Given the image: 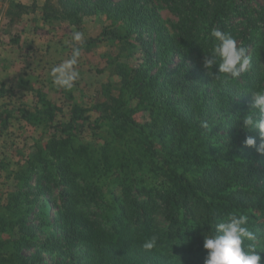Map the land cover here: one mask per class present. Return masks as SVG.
<instances>
[{"label": "trees", "instance_id": "1", "mask_svg": "<svg viewBox=\"0 0 264 264\" xmlns=\"http://www.w3.org/2000/svg\"><path fill=\"white\" fill-rule=\"evenodd\" d=\"M77 1L58 0L61 10L45 1L43 19L73 20L84 1L110 19L86 42L117 41L134 64L115 62L118 93L95 103L98 118L73 107L68 122L54 125L65 136L52 135L17 172L0 204V231L9 230L0 248L12 245L0 259L37 264L46 252L52 264H204V235L230 213L264 232V160L244 145L249 136L259 143V131L241 126L251 91L264 88V0ZM213 29L252 57L237 81H215L202 67ZM42 101L46 107L27 116H50L53 105ZM136 111L145 113L141 121ZM201 121L210 123L208 134ZM76 127H106L123 143L121 163H110L107 146L103 163H91ZM153 235L158 248L145 251ZM31 247L35 253L21 252Z\"/></svg>", "mask_w": 264, "mask_h": 264}, {"label": "rangeland", "instance_id": "2", "mask_svg": "<svg viewBox=\"0 0 264 264\" xmlns=\"http://www.w3.org/2000/svg\"><path fill=\"white\" fill-rule=\"evenodd\" d=\"M45 1L56 7L54 10H61L58 0H0V93L11 95V98L0 99V111H37L46 107L42 99L54 107L50 116H28L22 123L12 122L15 120L12 117L13 120H5L6 124L0 116V204L6 201L9 190L15 186L17 172L26 167V160L37 148L52 135L65 136L58 134L54 125L68 122L75 106L82 108L90 120L98 118L100 113L94 107L95 103L104 101L108 94L118 93L120 78L113 70L115 62L127 60L134 64L128 50L119 51L117 41L86 42L97 37L102 27L110 22L103 12L88 11L83 1L73 20L50 18L45 21L42 15ZM22 5L26 8L22 9ZM76 31L83 34V46L76 66L80 75L73 88L66 91L53 84L50 72L70 58L71 36ZM144 114L136 111L135 118L141 121ZM81 129L76 127L72 133L75 138L90 144L91 163L101 161L103 146H107L110 163H121L123 143L108 136L103 130L106 127L97 128L94 133L89 127ZM255 154L258 162L264 160V155ZM2 211H5L3 207L0 208ZM8 235V229L0 231V240ZM256 236L264 243V232ZM10 248L11 243L5 244L0 251L6 253ZM21 252L29 255L35 253V249L31 247ZM57 255V259L66 261L62 255ZM40 256L37 264H52L54 260L50 253L42 252ZM0 264L20 263L6 256L0 259Z\"/></svg>", "mask_w": 264, "mask_h": 264}, {"label": "clouds", "instance_id": "3", "mask_svg": "<svg viewBox=\"0 0 264 264\" xmlns=\"http://www.w3.org/2000/svg\"><path fill=\"white\" fill-rule=\"evenodd\" d=\"M210 38L212 47L204 51L202 67L213 80L227 84L237 81L242 74L251 70L252 57L248 55L247 48L238 45L231 34L213 29ZM71 40L73 46L70 58L53 67L50 72L53 84L65 90L72 89L80 75L76 66L83 46V34L73 32ZM213 68L217 69L215 73ZM251 95L253 102L249 112L243 116L241 126L245 131L258 130L259 143L256 138L249 136L244 140V145L254 147L257 153L264 155V88L251 91ZM200 127L206 134L210 131L207 121H201ZM248 222L247 215L236 213L220 219L214 229L204 235L203 249L207 252L204 264H264L261 256L264 243L249 229ZM194 224L196 227L201 223L194 221ZM142 248L145 251L157 249L158 237L153 235L146 239Z\"/></svg>", "mask_w": 264, "mask_h": 264}, {"label": "crops", "instance_id": "4", "mask_svg": "<svg viewBox=\"0 0 264 264\" xmlns=\"http://www.w3.org/2000/svg\"><path fill=\"white\" fill-rule=\"evenodd\" d=\"M7 94L8 93H4L3 94V92H1L0 93V99H4V98H7V97L11 98V95L6 96ZM0 116H1V120L2 121L4 120L5 123H6L5 120H7V122L9 120H13L12 117L15 119L12 122L17 121L19 123H22V120H26L28 118V116L26 114V111L25 110L23 111L21 109H18L17 112L11 111L10 109L1 110L0 111ZM17 122H16V124H17ZM6 128H9V126L6 127ZM1 135H3V134H1Z\"/></svg>", "mask_w": 264, "mask_h": 264}]
</instances>
